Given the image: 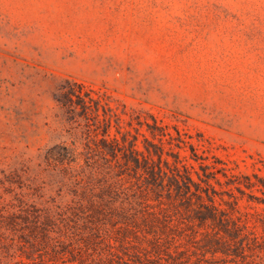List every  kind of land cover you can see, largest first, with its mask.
Instances as JSON below:
<instances>
[{"label": "rangeland", "instance_id": "rangeland-1", "mask_svg": "<svg viewBox=\"0 0 264 264\" xmlns=\"http://www.w3.org/2000/svg\"><path fill=\"white\" fill-rule=\"evenodd\" d=\"M67 81L107 103L109 137L136 139L144 156L147 141L159 144L146 125L178 130L202 160L164 138L162 157L171 167L178 154L194 181L200 166L215 167V203L231 213L236 197L247 230L264 241V195L226 185L231 175L264 179V0H0V210L65 225L79 204L96 201L98 264H264V244L243 258L213 254L221 249L213 225L120 158H103L95 146L103 112L99 123L79 107L69 115L55 100ZM17 223L0 232L13 262L70 264L30 251Z\"/></svg>", "mask_w": 264, "mask_h": 264}, {"label": "trees", "instance_id": "trees-1", "mask_svg": "<svg viewBox=\"0 0 264 264\" xmlns=\"http://www.w3.org/2000/svg\"><path fill=\"white\" fill-rule=\"evenodd\" d=\"M66 85L67 88H63L55 100L62 108L66 109L69 115L74 116L77 107H79V116L88 119L87 114L90 113L93 115V119L99 123V110L101 109L103 112L102 121L104 122V127L101 132L103 138L100 140L101 143L99 146L95 145L98 153L105 159L107 157L113 160L120 158L124 163L133 168L137 175L143 176V179H145L150 187L163 189L167 196H175L176 198L174 200H178L179 204L186 205L188 213L190 212L193 215V219L200 225L203 226L209 223L213 225L217 229L215 234L218 235L217 239L214 240L220 243L218 245L221 248L213 249V254L220 252L227 256L243 258L246 256L245 249L249 250L251 246L254 247L257 244H264L262 238L257 237L254 233L247 230L246 223L248 214L242 215L239 213L236 197L230 195L232 200L228 204L224 202L229 206L231 213L222 210L220 204L215 203L214 196L219 194L216 193L210 181L221 186V182L217 179L216 174L213 171H209V169H215V167L208 165L200 166L203 172V178L199 177L196 173L198 181H194L190 168L182 163L178 154L169 155L173 158L171 167L168 160L162 157L163 138L169 144L175 142L174 146L178 149H180V144H189L178 130L175 129L174 136L166 127H158L155 122L153 126L146 125L147 131L153 139L158 140L159 144L147 141V145L144 147L147 156H144L143 152L139 151L136 146V139L129 141L127 138L121 137V142H119L116 138L111 139L109 137L110 123L105 117L107 103L101 101L99 98L92 99L90 97L91 90H86L82 84L67 81ZM75 88L78 91L74 90ZM72 97L76 100L73 101ZM85 98H88V102L85 101ZM189 147L192 152V159L194 161L202 160L200 157H197L190 144ZM152 157H155L156 161ZM50 158L52 159V157ZM218 171L223 177H227L224 169H219ZM226 185H232L241 195L244 194L241 186L247 190H256L264 195V179L255 174L251 176L231 175ZM258 202L264 204V199ZM99 206L96 201L91 200L87 201L86 205L79 204L78 208L72 213L71 220L65 225L62 221L53 219L49 214L40 215L36 213L30 219L29 214L24 211L25 216H16L15 213L7 211L4 206L0 210V232L1 230L6 231L8 228L12 232L16 231V228L20 226L17 223V219H21L24 226L17 231L21 234L26 232L23 235L25 238H20L23 239L24 243L29 245L30 251L36 252L39 256L46 255L51 261L65 257L70 264H98L95 262L96 259L92 257L91 252L95 250L93 244L102 237L99 228L93 225L91 219L95 214L94 210ZM109 209H111V212H115L116 215L126 217V219L128 218L124 214L125 210L121 207L117 209L111 205ZM134 212L138 213L135 209ZM233 213L238 214V217H234ZM135 215L137 214L133 213L130 220L137 218ZM79 222H82L83 226L90 224V227H87L88 232L86 234L81 231L82 225L80 226L78 224ZM262 225H264V222H262ZM127 227L128 225L125 227L126 230H128ZM1 235L0 264L20 263L21 261L13 262L17 256L15 252L9 254L8 248L11 245L5 244L3 241L4 237ZM104 235L110 238V234L107 231L104 232ZM157 245L154 243L155 247ZM107 246L109 247V243ZM23 254H25V251ZM25 258L29 260L30 257L25 255Z\"/></svg>", "mask_w": 264, "mask_h": 264}]
</instances>
